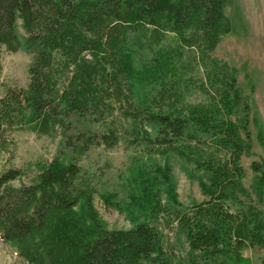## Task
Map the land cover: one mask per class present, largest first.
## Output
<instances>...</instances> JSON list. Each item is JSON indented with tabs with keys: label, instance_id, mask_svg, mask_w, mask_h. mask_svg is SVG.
Masks as SVG:
<instances>
[{
	"label": "trees",
	"instance_id": "1",
	"mask_svg": "<svg viewBox=\"0 0 264 264\" xmlns=\"http://www.w3.org/2000/svg\"><path fill=\"white\" fill-rule=\"evenodd\" d=\"M228 2L0 0V47L32 53L26 87H6L0 96V135L16 118L29 123L42 116L78 115L88 104L98 106L95 94L107 92L108 84L100 86L105 78L114 94H121L123 82L128 84L133 75L132 34L147 43L158 66L166 63L158 59L166 53L162 41L167 33L183 48L207 57L230 30L224 11ZM17 19L25 33L22 41ZM203 66L208 102L176 103L169 112H149L156 135L147 151H174L210 174L209 185L200 182L209 198L175 215L189 246L188 264H246L242 249L248 243L264 247V216L252 205L231 211L224 200L227 186L238 185L239 158L250 140L247 111L237 120L231 116L249 105L226 63L213 59ZM201 136L209 144L206 152L198 147ZM258 137L263 138L260 126ZM251 169L261 194L264 164L253 161ZM22 175L15 166L0 170V240L13 245L28 264H166L161 233L148 221L127 229L103 225L92 207L93 189L82 180L76 162L55 155L36 162L30 182L21 181Z\"/></svg>",
	"mask_w": 264,
	"mask_h": 264
},
{
	"label": "rangeland",
	"instance_id": "2",
	"mask_svg": "<svg viewBox=\"0 0 264 264\" xmlns=\"http://www.w3.org/2000/svg\"><path fill=\"white\" fill-rule=\"evenodd\" d=\"M224 11L230 30L207 57L199 50L183 48L173 33H167L162 41L166 53L158 59H166V63L158 66L147 43L130 35L135 41L130 44V85L119 77L122 91L116 96L113 84L105 78L100 86L108 84L107 92L95 94L100 99L98 106L88 104L78 115L47 120L42 116L29 123L16 118L6 124L0 135V170L19 167L21 181L28 183L36 172V162L55 155L64 162L74 161L81 168L84 183L93 189L92 207L107 229H127L148 221L161 233L164 262L188 264L189 246L178 231L175 215L193 202L209 198L200 182L209 185L210 174L174 151L148 152L156 128L147 116L151 111L169 112L176 103H207L203 87L209 84L203 63L217 59L232 70L249 105L231 116L237 120L247 111L250 140L239 158L242 174L236 178L238 185L227 186L224 203L231 211L252 205L264 216V191L259 193L257 175L251 169L253 161L264 164V0H229ZM16 26L22 41L25 33L20 19ZM31 57L25 48L10 51L0 47V96L6 87H26ZM259 126L262 139L258 137ZM241 136L244 139L243 132ZM200 138L198 147L206 152L209 144L204 136ZM220 155L226 157L224 152ZM242 255L246 264H264V247L248 243ZM0 264L28 263L13 245L0 240Z\"/></svg>",
	"mask_w": 264,
	"mask_h": 264
}]
</instances>
